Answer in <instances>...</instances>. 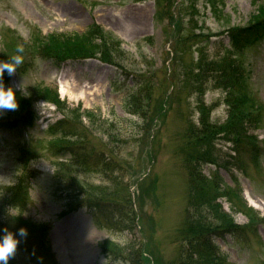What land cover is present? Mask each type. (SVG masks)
<instances>
[{
	"label": "rangeland",
	"instance_id": "obj_1",
	"mask_svg": "<svg viewBox=\"0 0 264 264\" xmlns=\"http://www.w3.org/2000/svg\"><path fill=\"white\" fill-rule=\"evenodd\" d=\"M262 7L264 0H0V61L23 48L19 53L23 63L13 75L5 72L3 76L5 87L16 89L18 108L0 112V122L21 116L25 107L41 117L35 126L19 127L14 121L0 131V203L8 194L6 187H16L29 171L33 186L27 204L8 209L26 222L51 227L50 248H38L27 264H135L129 247L142 251L143 246L148 264H168L178 250L176 235L189 207L193 188L189 168L198 159L196 149L201 152L209 147L207 139L199 142L186 137V131L190 124L200 123L207 110L203 106L210 109L207 114L212 123L227 124L231 101L245 95L248 101L240 102L232 116V123L243 125L244 145L235 150L234 126L227 132L214 131L211 147L218 149L220 162L227 163L229 170L207 162L201 172L221 183L218 201L234 221L254 225L251 230L217 238L225 264H264V209L247 199V193L264 199V154L259 161L253 160L247 139L258 136L264 153V108L258 110L259 103L264 105V37L236 50L228 32L234 25H249ZM174 18L178 28H174ZM94 20L123 40L121 65L98 58L52 63L37 53L24 52L26 42L42 32L82 33ZM202 53L213 74L201 93L188 89L185 80L193 84L197 78L188 71L185 75L181 64L193 60L196 67ZM174 56L183 59L177 62ZM150 80L156 91L151 115L144 120L126 111L125 101L130 92ZM45 85L51 89L43 94ZM78 90L83 96L73 98ZM56 94L60 103L55 102ZM27 99L32 104L24 107ZM88 109L96 115L85 116ZM70 110L85 116L87 126L80 130L89 132L98 153L105 152L102 161L89 169L69 158V148L58 153L49 148L52 137L61 134H53L50 123L66 117ZM253 115L261 121L248 127ZM110 133L121 140L111 143L109 151L102 143ZM204 134L198 131L200 139ZM127 136L133 137L127 141ZM188 153L193 154V163ZM114 159L123 167L110 170ZM234 160L241 163L234 164ZM81 182L82 199L92 192L113 196L116 187L125 183L116 195L130 194L133 199L136 231L114 228L107 221L97 227L86 202L73 210L75 200L67 191L75 188L78 193ZM57 240L63 245L55 251Z\"/></svg>",
	"mask_w": 264,
	"mask_h": 264
},
{
	"label": "trees",
	"instance_id": "obj_2",
	"mask_svg": "<svg viewBox=\"0 0 264 264\" xmlns=\"http://www.w3.org/2000/svg\"><path fill=\"white\" fill-rule=\"evenodd\" d=\"M260 11H262L261 14L255 15V19L251 21L249 25H244V27L233 26V28L228 31L231 44L236 50L243 49L247 43L264 37V7H262ZM174 25L178 28L179 25L177 20ZM121 43L122 40L117 35L109 29H104L101 24L94 21V23L89 25L82 33L77 31H54L49 34H43L42 32L39 36L33 37L26 42L24 52L27 54L37 53L41 59L44 58L52 63H54V61L60 63L70 59L98 58L101 61L118 66L122 64L119 58L124 53L123 49H121ZM200 56L201 58L196 61V67L193 60L188 64L182 63L181 66L185 69V75L188 71L193 77L197 78L195 80L197 83L193 82V84L185 80L188 89L192 91L201 90L204 92L202 87L213 73L209 72L206 56L203 53ZM212 70L211 68V71ZM3 80H5V78H3ZM227 86L230 87L232 85L227 84ZM50 89V86L45 85L41 92L44 94L49 92ZM137 91L130 92L127 96L125 109L129 113L133 112L139 114L140 117L146 120L150 117L152 112L151 109H153V98L156 91L155 83L153 80L147 81V84L141 86ZM233 99L234 100L231 101V120L227 124H220L218 122H216V124L212 123L210 115L207 114L210 112V109L203 106V109L207 110L200 116V123L190 124L188 131H186V137L190 136L197 138L199 142H203L207 139L209 147L204 148L201 152H198L196 149V158H198L196 164L193 163V154H186L193 163L189 168L193 188L190 190L191 196L189 199V207L185 215V221L176 235L178 250L173 258L169 259L170 261L168 264H225L226 255L220 251V247L216 242L217 238L225 237V235L229 233L241 232L244 229L246 231L248 228L251 230L254 226L240 225L234 221L232 216L224 210L223 205L218 201L221 193L219 191L222 188L221 183H219L216 178L211 179L201 172L202 164L207 162L218 163L220 167H225L229 170L227 163L220 162L222 156L219 155L218 149L215 151L211 147L210 137L214 131L220 130V132L223 133L224 131H229L228 127L234 126L233 129L237 132L235 150L239 151L238 147L243 146L245 143V139L242 138L243 125L241 123L238 125L232 123V116L234 108L237 109V107L240 106V102L248 101V97L245 95L242 98L234 97ZM55 102L60 103L59 95L57 94L55 96ZM25 104H32V100L27 99L24 102V107ZM263 106V103H259L258 110H262L264 108ZM164 108H162L160 112H162ZM38 114V111L35 110V112L32 113L31 109L27 110L25 107L21 116L0 122V131L7 122L15 121L20 124L19 127L23 126L24 128L26 126H35V122L39 119ZM86 115L91 116L96 114L93 113V110L88 109L85 110V116ZM85 116L79 115L76 110H70V113L67 114L66 117L50 123V131L53 134H57V132H61V134L57 137H52L53 139L49 148L56 153L69 148V158H71L72 161L81 163L84 165V168L89 169L93 163L98 164L102 161L101 156L104 155L105 152L98 153L97 146L89 136V132L80 130L81 127L85 128L87 126L84 119ZM260 121V117L253 115L248 127L257 126ZM199 130L205 132L202 139H200L201 137L198 135ZM109 135L110 138L108 136L104 142L102 141V144L110 151V149H113L110 146L111 143L114 144L115 141L121 139L116 134L113 135L110 133ZM75 137L77 139H75ZM132 137L127 136L126 140L129 141ZM256 138H258L256 135L247 136L249 140V154L253 160L259 161L260 156L264 153L262 146L258 143ZM222 160L228 161L227 159ZM234 161V164L237 165L241 163L237 160ZM112 163L113 167H108L110 170L123 167V164L117 159H114ZM102 169L105 173L107 172L104 167ZM29 176L33 175L27 171L16 187H6L5 192L8 194L2 198V202L0 203V238L5 234V229L15 234L20 228H25L28 233L26 238L18 237L20 243L16 254L13 258L9 259L8 264H27L31 255L35 254L38 248H42L45 251L50 248V226L26 222L21 216H17L8 209H16L27 204L26 202L31 195L30 189L33 186ZM57 180L60 186L63 181L60 178V174ZM81 183L77 188L78 193L75 188L68 189L67 191V196L71 195L75 200L74 209L81 208L83 203L86 202L88 210L93 215V221H95L99 228L104 226V221H107L114 228L116 227L124 231L129 230L131 232L136 231L135 227L138 215L136 209L133 207V199L130 197V194H125L124 197L116 195L119 190L118 187L123 186L125 183L116 187L117 190L113 196H109L106 193L100 195L99 193L96 194L92 192V194L83 199L84 190L82 189V185H84V182ZM78 198H81V200ZM248 211H253V213H255L253 209H248ZM263 220L264 216L261 218V221ZM129 251V255L142 257V259L133 257L132 262L134 261V263L137 264V261L140 263L139 259H141L142 262L140 264H148L149 259L146 262L147 257L142 253L144 251V246L142 251L139 247H129Z\"/></svg>",
	"mask_w": 264,
	"mask_h": 264
},
{
	"label": "clouds",
	"instance_id": "obj_3",
	"mask_svg": "<svg viewBox=\"0 0 264 264\" xmlns=\"http://www.w3.org/2000/svg\"><path fill=\"white\" fill-rule=\"evenodd\" d=\"M22 52L23 48L18 47L17 54L9 56V60L7 61H0V112L14 111L18 108L16 89L13 86L6 88L3 82V76L5 72L9 76L16 72L18 67L23 63V57L19 54ZM4 232L5 234L0 238V264H8L9 259L13 258L16 254L20 243L18 237L26 238L28 234L25 228H20L15 234L7 229Z\"/></svg>",
	"mask_w": 264,
	"mask_h": 264
},
{
	"label": "bare ground",
	"instance_id": "obj_4",
	"mask_svg": "<svg viewBox=\"0 0 264 264\" xmlns=\"http://www.w3.org/2000/svg\"><path fill=\"white\" fill-rule=\"evenodd\" d=\"M61 92L63 93V94H66L67 93V89L65 90V88L64 87H62L61 88ZM75 96H83V94L81 93V91L80 90H78L77 92H76V94L75 95H73L72 97L73 98H77V97H75ZM247 195H248V201H249V203H251V205L253 204L256 208H258V209H261V210H263L264 209V199L262 198V199H259V198H254V197H251L250 195H249V193H247ZM55 251L56 250H60V249H62V248H59V247H62V245L63 244H61V240H57L56 242H55ZM64 247V246H63Z\"/></svg>",
	"mask_w": 264,
	"mask_h": 264
}]
</instances>
